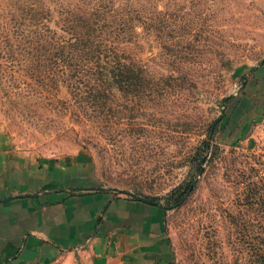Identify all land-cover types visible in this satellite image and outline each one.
I'll use <instances>...</instances> for the list:
<instances>
[{
  "label": "rangeland",
  "instance_id": "1",
  "mask_svg": "<svg viewBox=\"0 0 264 264\" xmlns=\"http://www.w3.org/2000/svg\"><path fill=\"white\" fill-rule=\"evenodd\" d=\"M263 60L264 0H0V133L161 203L168 264H252L264 127L234 100Z\"/></svg>",
  "mask_w": 264,
  "mask_h": 264
},
{
  "label": "crops",
  "instance_id": "2",
  "mask_svg": "<svg viewBox=\"0 0 264 264\" xmlns=\"http://www.w3.org/2000/svg\"><path fill=\"white\" fill-rule=\"evenodd\" d=\"M234 114L264 127V61ZM87 161L48 157L0 133V264H168L164 208L95 186Z\"/></svg>",
  "mask_w": 264,
  "mask_h": 264
},
{
  "label": "trees",
  "instance_id": "3",
  "mask_svg": "<svg viewBox=\"0 0 264 264\" xmlns=\"http://www.w3.org/2000/svg\"><path fill=\"white\" fill-rule=\"evenodd\" d=\"M76 36L77 38L75 44H78V47H86L87 43L90 41L89 37H87L86 35ZM123 66L124 64L119 61H116L114 66H109V69L111 72L115 73L116 70H120ZM247 204H249L250 206H255L257 208V214L255 216L256 218H254L253 220L254 229L249 232L250 241L248 242V244L250 250V257L252 259V264H264V228H261L259 224L260 220L264 222V190H261L256 193V196L251 198V200H247ZM228 217L231 219L232 222H236L237 217H235L234 215L229 214Z\"/></svg>",
  "mask_w": 264,
  "mask_h": 264
},
{
  "label": "water",
  "instance_id": "4",
  "mask_svg": "<svg viewBox=\"0 0 264 264\" xmlns=\"http://www.w3.org/2000/svg\"><path fill=\"white\" fill-rule=\"evenodd\" d=\"M264 61V60H263ZM262 61V62H263ZM226 101V100H225ZM134 198H136L137 200H139V201H142V202H146V203H148V204H151V205H154V206H158V207H161V208H164V206L161 204V203H158V202H155V201H151V200H148V199H146V198H143V197H134Z\"/></svg>",
  "mask_w": 264,
  "mask_h": 264
}]
</instances>
